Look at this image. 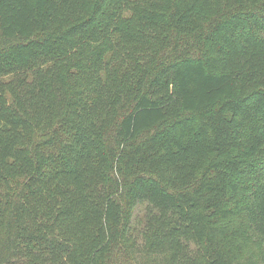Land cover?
<instances>
[{
  "label": "trees",
  "instance_id": "16d2710c",
  "mask_svg": "<svg viewBox=\"0 0 264 264\" xmlns=\"http://www.w3.org/2000/svg\"><path fill=\"white\" fill-rule=\"evenodd\" d=\"M0 264H264V0H0Z\"/></svg>",
  "mask_w": 264,
  "mask_h": 264
}]
</instances>
